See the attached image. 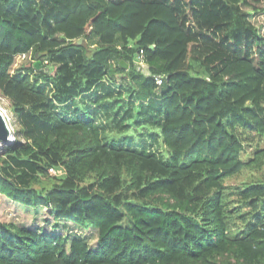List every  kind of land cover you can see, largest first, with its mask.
I'll use <instances>...</instances> for the list:
<instances>
[{
	"label": "trees",
	"instance_id": "1",
	"mask_svg": "<svg viewBox=\"0 0 264 264\" xmlns=\"http://www.w3.org/2000/svg\"><path fill=\"white\" fill-rule=\"evenodd\" d=\"M0 92L3 206L52 217L0 218V264H264V184L235 192L245 214L225 193L264 160L236 133L264 137V0H0Z\"/></svg>",
	"mask_w": 264,
	"mask_h": 264
},
{
	"label": "rangeland",
	"instance_id": "2",
	"mask_svg": "<svg viewBox=\"0 0 264 264\" xmlns=\"http://www.w3.org/2000/svg\"><path fill=\"white\" fill-rule=\"evenodd\" d=\"M34 61L32 59V55L25 54V55H17L15 57V62L13 65V68L17 69L21 65L28 66L30 65V62ZM39 60H36L37 62ZM49 64V62H48ZM56 66H59V63L56 62ZM110 79L112 76H108ZM114 79L117 81H127L128 78H122L119 74L114 76ZM0 110L4 113L8 127L10 128V131L13 133L15 139L19 138L18 129L19 125L16 122L15 116L13 112L11 111V105L10 101L5 98L1 92H0ZM237 136L241 140L242 144L244 145V149L241 153V158L244 161H248L253 158V155L256 151L260 150L264 146V137L258 135L256 132L249 129V127H239L236 130ZM21 140V139H20ZM22 141V140H21ZM9 146L3 147V149L0 148V155L2 153L6 152ZM4 155V154H3ZM2 155V156H3ZM33 162H37L36 159H30ZM12 168L18 172V175L24 179L25 181L28 180L32 174V172L29 170V167L26 165H17L14 162H10ZM27 173V174H26ZM26 174V175H25ZM51 175H58L60 176V173L56 171L55 169L50 171ZM20 177L17 176V173H15L14 178L17 180H20ZM42 180L40 182H33L32 185L34 188H41L42 186H49L51 182H53V179H47V178H41ZM257 184L261 183L264 184V160H261L260 164L257 166H253L250 168H245L242 170L239 174L229 177L225 180V193L228 196L227 202L229 204L230 208L236 209V211L239 214H245L250 211V209L245 205L244 202L239 201L238 195H236V191L239 189L249 185V184ZM26 185V183H21ZM1 195V194H0ZM6 200L10 202H14L12 200H9L6 198ZM14 204L20 205L16 202ZM4 200L0 198V218H4L5 220H11L16 224H23L26 226H41V225H47V227L50 226V221L52 220V217L50 216V213L48 212V209H42L40 213H33L34 208H30V211H26L24 208L21 207H5ZM48 220V222H47ZM238 220V219H237ZM233 222L232 230L234 232H237L239 228H241V222ZM70 228L73 229L74 232H78L81 236H83L90 244H94L96 242L97 233L93 229H87L83 226L79 225H72Z\"/></svg>",
	"mask_w": 264,
	"mask_h": 264
},
{
	"label": "water",
	"instance_id": "3",
	"mask_svg": "<svg viewBox=\"0 0 264 264\" xmlns=\"http://www.w3.org/2000/svg\"><path fill=\"white\" fill-rule=\"evenodd\" d=\"M82 41V38H78L75 42L78 44ZM39 61L34 63V66L37 67ZM121 65L126 67V63L121 61ZM0 142L5 143L3 147L11 146L15 142V137L8 127L4 113L0 110ZM1 147V149H3Z\"/></svg>",
	"mask_w": 264,
	"mask_h": 264
},
{
	"label": "built area",
	"instance_id": "4",
	"mask_svg": "<svg viewBox=\"0 0 264 264\" xmlns=\"http://www.w3.org/2000/svg\"><path fill=\"white\" fill-rule=\"evenodd\" d=\"M136 59L142 63V61H143L142 51H140L139 54L136 55ZM154 80L157 84H160L162 81V76L161 75H155ZM50 171H52V168H50Z\"/></svg>",
	"mask_w": 264,
	"mask_h": 264
},
{
	"label": "bare ground",
	"instance_id": "5",
	"mask_svg": "<svg viewBox=\"0 0 264 264\" xmlns=\"http://www.w3.org/2000/svg\"><path fill=\"white\" fill-rule=\"evenodd\" d=\"M4 144H5V143L0 142V148L3 147Z\"/></svg>",
	"mask_w": 264,
	"mask_h": 264
}]
</instances>
